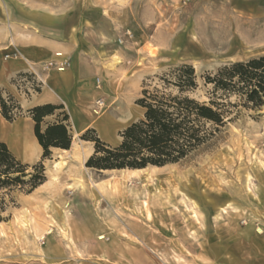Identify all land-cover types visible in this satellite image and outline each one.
I'll return each mask as SVG.
<instances>
[{"label": "rangeland", "instance_id": "374dc122", "mask_svg": "<svg viewBox=\"0 0 264 264\" xmlns=\"http://www.w3.org/2000/svg\"><path fill=\"white\" fill-rule=\"evenodd\" d=\"M23 1L52 9L62 27L89 40L105 92L103 109H91L100 118L92 129L112 147L143 113L110 122L107 97L135 86L138 99L144 86H162L158 77L186 64L198 82L193 96L207 101L206 74L264 53V0ZM232 112L205 146L155 170L103 172L86 168L88 158L51 155L46 180H70L76 173L68 170H78L92 199L64 189L60 206L55 188L0 191V264H264V106ZM84 132L75 136L79 147ZM55 161L64 162L56 172ZM60 209L71 219L91 216L92 225L107 221L116 235L70 238Z\"/></svg>", "mask_w": 264, "mask_h": 264}, {"label": "trees", "instance_id": "16d2710c", "mask_svg": "<svg viewBox=\"0 0 264 264\" xmlns=\"http://www.w3.org/2000/svg\"><path fill=\"white\" fill-rule=\"evenodd\" d=\"M158 80L162 86L152 90L143 87L140 98L135 101L142 110V118L130 123L119 134L121 141L117 146L102 142L92 128L83 133L80 140L93 144L86 168L140 170L162 168L186 160L232 121L234 108L264 106V53L206 74L203 85L209 88L207 101L193 96L198 82L190 65L172 68ZM62 109V106L45 104L28 111L34 123V137L42 150L37 163H21L5 144L0 143V191L19 189L30 194L46 181L43 163L50 160L51 149L67 151L72 142L68 116ZM56 112L60 121L42 129L43 119ZM0 113L7 122H12L20 116L21 110L13 97L6 96L0 97ZM5 206L4 200H0V221Z\"/></svg>", "mask_w": 264, "mask_h": 264}, {"label": "crops", "instance_id": "0c3cea01", "mask_svg": "<svg viewBox=\"0 0 264 264\" xmlns=\"http://www.w3.org/2000/svg\"><path fill=\"white\" fill-rule=\"evenodd\" d=\"M53 14L52 9L47 10L23 0H0V97H13L21 110L20 116L12 122H7L0 113V143L5 144L14 157L27 165L37 163L42 154L34 137V123L28 115L30 109L45 104L62 106V111L68 116L72 142L67 151L51 149L52 157L55 153H63L82 161L92 154L93 145L83 141L79 147L75 139L80 133L95 127L100 118L94 117L91 109L97 100L105 96L98 78L100 69L96 57L91 54L89 40L73 28L62 27L58 16ZM64 60L69 61L68 67L58 71V65ZM49 63L51 66L48 67ZM30 78L37 82L39 90L36 94L23 95L19 85L23 86L24 83L18 82ZM137 97L138 88L135 86H126L120 94L107 97L115 107L113 113L104 117L110 122L122 119L129 122L134 113H142L134 104ZM120 114L121 117L117 118ZM60 119L58 112L45 117L42 129ZM68 171L76 175L70 180L57 181L56 175L52 174L35 191L55 188L60 206L66 203L62 192L69 185H73V188L68 190L78 191L81 199L84 200L86 196L92 199L89 187L82 181L81 172ZM104 187L103 184H95L97 191ZM61 211L58 210L57 216L63 215L61 219L66 220L67 228H63L70 238L78 234L86 237L116 235V229L109 228L107 221L104 223V220L95 219L97 224L92 225L91 216L77 220L68 218L66 212ZM110 223L113 221L110 220ZM41 233L44 235L43 230ZM133 235L137 236L135 233Z\"/></svg>", "mask_w": 264, "mask_h": 264}, {"label": "built area", "instance_id": "2783aa9c", "mask_svg": "<svg viewBox=\"0 0 264 264\" xmlns=\"http://www.w3.org/2000/svg\"><path fill=\"white\" fill-rule=\"evenodd\" d=\"M69 65V61L68 60H64L62 61L58 67L57 70L58 71H62L64 70L66 67H68ZM47 66H51V63L47 64ZM18 83H24V85H19V88L22 92L23 95H32V94H36L39 90V86L37 84V82L33 79H23V80H19ZM97 83L99 84V81L97 80ZM104 107V102L102 100H97L94 103V113H98L99 110H102Z\"/></svg>", "mask_w": 264, "mask_h": 264}, {"label": "bare ground", "instance_id": "6f19581e", "mask_svg": "<svg viewBox=\"0 0 264 264\" xmlns=\"http://www.w3.org/2000/svg\"><path fill=\"white\" fill-rule=\"evenodd\" d=\"M114 61L115 62H118V60L117 59H114ZM64 164V162H60V161H55L54 163H53V165H52V169L53 170H58L62 165ZM148 169V168H147ZM151 170H155V169H157V168H154V167H152V168H150ZM145 169H140V170H121L120 172H129L130 173V175H133V174H136V173H140V172H142V171H144ZM114 171V170H113ZM54 178V177H53ZM78 182V181H77ZM116 187V186H115ZM73 188V185H69L68 186V189H72ZM114 190H116V189H114Z\"/></svg>", "mask_w": 264, "mask_h": 264}]
</instances>
